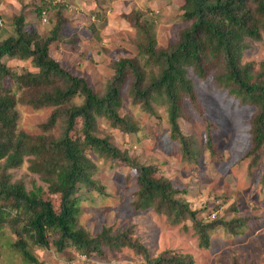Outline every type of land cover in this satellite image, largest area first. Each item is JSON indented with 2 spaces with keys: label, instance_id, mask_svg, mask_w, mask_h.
Here are the masks:
<instances>
[{
  "label": "trees",
  "instance_id": "trees-1",
  "mask_svg": "<svg viewBox=\"0 0 264 264\" xmlns=\"http://www.w3.org/2000/svg\"><path fill=\"white\" fill-rule=\"evenodd\" d=\"M180 3L189 26L167 48L158 47L151 22H135L140 36L138 54L113 63L114 76L103 94L53 57V44L61 41L63 18H58L47 37L26 29L23 15L15 19L14 33L0 41V248L10 247L26 264H41L30 246L54 247L58 252L74 248L87 257L127 248L147 264H195L193 256L171 251L151 257L148 248L134 237L131 227L116 232L115 225L105 226L92 234L79 225L80 190L101 189L94 179L97 167L92 155L133 170L139 185L134 208L154 210L175 225L192 221L202 246L209 245L216 227L235 221L199 220L198 212L179 196L182 192L171 180L158 174L157 167L136 162L97 132L101 118L126 133L138 131L137 124L120 111L123 88L129 85V96L144 111L156 115V107L165 110L171 138L181 145L186 159H193V141L179 123L186 114V103L203 112L189 76L193 73L205 80L211 76L241 103L256 107L249 155H264V61L242 60L248 40L264 38V0ZM6 58L29 61L37 71L18 74ZM19 104L53 107L43 125L44 131L52 133L34 136L19 131ZM60 124V133L55 136L53 131ZM208 131V147L215 154L218 141L210 123ZM26 160L30 162V171L41 177L46 188L35 185L28 190L25 184L12 180L10 170ZM243 224L240 222L237 228ZM242 232L237 230L235 234Z\"/></svg>",
  "mask_w": 264,
  "mask_h": 264
},
{
  "label": "rangeland",
  "instance_id": "rangeland-1",
  "mask_svg": "<svg viewBox=\"0 0 264 264\" xmlns=\"http://www.w3.org/2000/svg\"><path fill=\"white\" fill-rule=\"evenodd\" d=\"M180 5V0H0V41L14 33L13 24L20 15L25 17V28L42 37L49 36L58 18H63L61 41L53 44V57L103 94L114 76L113 63L138 54L140 36L135 22H151L158 47L167 48L189 26ZM242 60L264 61V38L248 40ZM5 61L18 74L37 71L29 61ZM189 76L203 107L198 112L186 103V114L179 120L183 133L193 141V159H186L181 145L171 138L165 110L156 107V115L144 111L129 96V85L123 88L120 111L137 124L138 131L126 133L101 118L97 132L136 162L157 167L158 174L171 180L182 192L179 196L198 212L199 220L235 221L216 227L209 245L202 246L192 221L175 225L154 210L134 208L139 185L133 170L92 155L97 167L94 179L101 189L80 190L79 225L92 234L105 226L115 225L116 232L131 227L153 258L171 251L193 256L195 264H264V155H249L251 121L257 109L241 103L211 76L206 80L193 73ZM17 109L19 131L34 136L52 133L44 131L43 125L53 107L19 104ZM208 123L218 141L215 154L207 143ZM60 127L53 131L55 136ZM10 173L14 182L25 184L28 190L35 185L47 187L30 171L28 160ZM240 222L244 224L237 228ZM237 230L243 232L235 234ZM30 250L41 264H147L127 248L92 257L74 248L58 252L54 247L30 246ZM0 264L26 263L10 247L1 246Z\"/></svg>",
  "mask_w": 264,
  "mask_h": 264
},
{
  "label": "built area",
  "instance_id": "built-area-1",
  "mask_svg": "<svg viewBox=\"0 0 264 264\" xmlns=\"http://www.w3.org/2000/svg\"><path fill=\"white\" fill-rule=\"evenodd\" d=\"M2 21L0 20V23H1Z\"/></svg>",
  "mask_w": 264,
  "mask_h": 264
}]
</instances>
